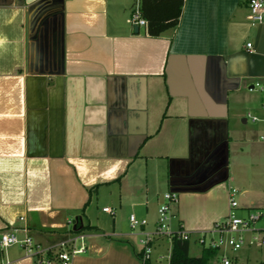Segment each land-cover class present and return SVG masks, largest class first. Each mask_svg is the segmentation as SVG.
Masks as SVG:
<instances>
[{
    "label": "crops",
    "instance_id": "crops-1",
    "mask_svg": "<svg viewBox=\"0 0 264 264\" xmlns=\"http://www.w3.org/2000/svg\"><path fill=\"white\" fill-rule=\"evenodd\" d=\"M135 2L0 0V233L26 229L46 249L11 244L0 264H59L63 250L70 264H142L165 191L189 254L231 187L241 207L264 204V20L247 0H184L150 35ZM165 243L168 264L163 235L151 264ZM255 248L237 264L264 262Z\"/></svg>",
    "mask_w": 264,
    "mask_h": 264
},
{
    "label": "built area",
    "instance_id": "built-area-1",
    "mask_svg": "<svg viewBox=\"0 0 264 264\" xmlns=\"http://www.w3.org/2000/svg\"><path fill=\"white\" fill-rule=\"evenodd\" d=\"M248 17L254 22L264 20V0H247ZM131 20L134 23L145 25L146 20L141 16L139 3L136 0ZM246 46L251 47V42L247 41ZM259 138L264 141V130L259 134ZM236 188L229 189V208L227 214L220 220L214 222L210 230L201 231L196 240L202 247L216 248V264H237L236 252L243 247H264V204L251 207H241L235 198ZM164 201L157 209L155 229L147 233L143 239V258L149 257L151 252V241L155 235H163L172 238L173 236L189 239L187 230L170 226V203L176 201L177 194L173 191L163 193ZM103 210L113 212L109 206ZM129 220L131 226H138L145 222V219H137L133 213ZM20 243L24 253L29 256L39 255L46 249L36 242L33 237L24 229L21 237L15 230L3 231L0 233V248H5L11 244ZM63 245L64 242H61ZM76 250V249H75ZM60 258L59 264H70V254L67 250L60 251L57 255ZM39 264H53L49 257L37 258Z\"/></svg>",
    "mask_w": 264,
    "mask_h": 264
},
{
    "label": "trees",
    "instance_id": "trees-1",
    "mask_svg": "<svg viewBox=\"0 0 264 264\" xmlns=\"http://www.w3.org/2000/svg\"><path fill=\"white\" fill-rule=\"evenodd\" d=\"M138 3L140 14L146 20V31L150 35H159L166 28L178 23L184 0H138ZM87 226L89 225L80 226L76 222L72 231L77 232ZM188 249L189 239L173 236L168 264H209L215 260L217 254L216 248L202 247L200 255H191ZM137 256L142 260V264H151L148 257L143 258V251H138Z\"/></svg>",
    "mask_w": 264,
    "mask_h": 264
},
{
    "label": "rangeland",
    "instance_id": "rangeland-1",
    "mask_svg": "<svg viewBox=\"0 0 264 264\" xmlns=\"http://www.w3.org/2000/svg\"><path fill=\"white\" fill-rule=\"evenodd\" d=\"M258 141H261V143H262V145L263 146H261L262 148H261V152H263L264 151V141L262 140V139H260L259 138V135H257V138H256ZM263 164V166H262V168L264 169V163H262ZM167 243H168V241H167ZM200 247H201V244H199V242H194V241H191V249H190V253L191 254H196V253H198V251H199V249H200ZM255 250H258L257 248H255L254 246H252V247H243V248H240L239 250H237V252H236V255H237V261H242L243 260V258H244V256L246 255V254H248V253H250V252H253V251H255ZM263 251H264V248L262 249ZM164 252V254H165V257L164 258H161V264H166L167 263V260H166V251H168V250H166V243H165V247H163V248H159V250L157 251V250H155L154 252H152V257H151V260H154V259H158L159 258V252ZM254 253V252H253ZM209 264H213V261H211ZM249 264H252V262H249Z\"/></svg>",
    "mask_w": 264,
    "mask_h": 264
},
{
    "label": "water",
    "instance_id": "water-1",
    "mask_svg": "<svg viewBox=\"0 0 264 264\" xmlns=\"http://www.w3.org/2000/svg\"><path fill=\"white\" fill-rule=\"evenodd\" d=\"M27 1H30V0H27ZM133 27H134L135 30H137L138 29V24L137 23H134L133 24Z\"/></svg>",
    "mask_w": 264,
    "mask_h": 264
}]
</instances>
